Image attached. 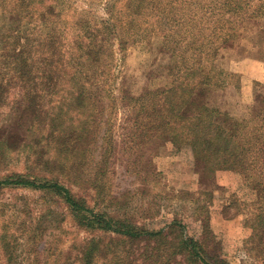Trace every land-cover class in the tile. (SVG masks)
Returning a JSON list of instances; mask_svg holds the SVG:
<instances>
[{
    "label": "rangeland",
    "instance_id": "rangeland-1",
    "mask_svg": "<svg viewBox=\"0 0 264 264\" xmlns=\"http://www.w3.org/2000/svg\"><path fill=\"white\" fill-rule=\"evenodd\" d=\"M63 55L68 74L84 56L79 71L99 102L94 135L71 153L74 196L142 231L181 222L200 264H264V224L253 231L252 221L264 216V152L252 162L264 148V0H0V182L59 174L42 134L74 85L61 78ZM62 117L61 129L84 130L81 113L66 105ZM191 120L210 148L186 144ZM75 218L56 195L0 184V264H76L91 240L96 264H111L98 255L118 240ZM158 241H125L126 264L178 251L179 231ZM180 253L167 264H191Z\"/></svg>",
    "mask_w": 264,
    "mask_h": 264
},
{
    "label": "trees",
    "instance_id": "trees-1",
    "mask_svg": "<svg viewBox=\"0 0 264 264\" xmlns=\"http://www.w3.org/2000/svg\"><path fill=\"white\" fill-rule=\"evenodd\" d=\"M96 52V51H95ZM90 53V52H88ZM65 55H63L62 62L60 64V72H61V78H65V76L69 73V68L65 65L64 61ZM84 56L81 55L80 59L81 61L76 57L74 59V65H76V70L74 73L68 74V82L69 84H74L71 88L72 91L70 92V100L66 99L67 95H62L61 98L57 101H55V104L53 105L52 109V117L50 118L51 126L45 125L46 131L44 132L45 135L42 138H44V141H50L55 142V149H56V162L57 166L56 169L59 174L55 175L53 179L49 180V178H40L38 176L30 175L27 177H19L16 180H4L0 182L6 183V184H18L23 186H33L37 189L44 190L47 193H50L51 195L58 196L63 203L66 204L68 210L75 215V221L78 225L84 226L86 230H89L91 232L95 233H104L107 234L109 237L113 239H117L119 247L117 245L113 247L112 245H106L107 251L105 253H100L98 255L103 258V260H108L109 263L112 260L111 264H122L123 262L126 264L129 262L128 258L129 255H127L128 251L123 247L124 243L127 241L131 242L134 239L143 237L144 239H155L159 240L161 239H167L170 231H179V250L169 253H162V251L165 250V248H162L158 252H152L149 253H139V256H141L144 260L148 261L150 263L154 262L153 264H167V260H170L171 256L172 259L176 257L178 252H181L180 254H183L185 258L188 260L190 259L191 264H200L202 263L201 260V252L197 248H195V244L190 241L185 235H182V225L181 222H171L170 227L167 229H161L158 232H147L142 231L131 224H127L124 220H119L118 217L108 215L105 211H98L95 209H90L84 206L81 199L74 196L72 193L71 185L76 184V177H74V173L79 172V166L80 164H77L78 160H75L72 156V152L76 149H81L82 147L78 148V145H83L84 143H89L91 140L92 135H94V132L96 130L90 129L91 121L94 123V119L96 118V112L97 106L99 102L97 100H93V93L91 92V89L94 88V83L88 84L87 81H89V78L87 75H81L79 69L82 68V60ZM96 58V57H94ZM18 75L20 78L27 79L30 78V72L27 68V65H21L18 67ZM26 79V80H27ZM24 79V81H26ZM75 80V82H74ZM45 82H50L48 79H45ZM24 83V82H23ZM99 83L96 84V87ZM71 90V89H70ZM52 98V97H51ZM68 106L69 108L74 109L76 113H81L83 117L85 118V124L81 132L77 133V135L74 133L73 130H71L69 127L64 129H61L63 127V124L65 122H68V119L62 117V113L65 110V106ZM182 105V104H181ZM206 111L209 109L206 107ZM175 111V108L173 109V112ZM37 112V111H36ZM180 107L177 108V113L179 114ZM102 113V111H101ZM183 118V117H181ZM201 117L200 115H196L195 121H200ZM169 120V119H166ZM163 121L162 126L168 127L169 121ZM194 120H191L189 123L188 130L190 132H187L184 135L186 144H188L191 147H196L197 145H205L207 148H210L212 145V141L205 140L203 141L199 137L196 136V123ZM186 122V119L184 120ZM211 125L214 128V131L216 134H218L222 128L218 127L217 125ZM141 125H138L136 122H134V127ZM211 126V127H212ZM149 124L142 126V128H148ZM66 128V129H65ZM90 130V131H88ZM260 135L256 136V139H258ZM220 138V133H219ZM222 138H225L222 136ZM257 143V141H255ZM102 143H99V146L102 147ZM224 147L222 148V151L224 154H228V146H229V140L225 139L223 143ZM86 148L84 151H82V158L86 159L89 154H86ZM254 155L253 158V164L255 167H259L260 165V153L264 152V148L253 150L252 151ZM196 154V152H194ZM264 157V155H263ZM99 160H96V162ZM81 162V161H80ZM58 177L64 178V182L58 180ZM70 185V186H68ZM258 191L260 193H263V189H259L261 187L260 183L257 184ZM260 212L256 213L255 217L252 221L256 224V226L253 228V231L257 229L258 226H262L264 224V216H261L259 214ZM264 215V214H262ZM111 234V235H109ZM254 235V234H253ZM256 237H264V229L259 232L255 233ZM31 237V236H29ZM34 238V237H33ZM32 239V238H30ZM260 239V238H259ZM126 241V242H125ZM93 242L92 244H89L88 246L84 247L82 249V252L78 255V258H75L76 264H96L95 258L97 257L95 251L98 246L97 241L91 240L89 243ZM161 242V241H158ZM157 242V243H158ZM193 243V244H191ZM111 248V250H110ZM259 249V248H258ZM8 251H6L7 253ZM162 253V254H161ZM168 254V255H167ZM23 259V258H22ZM11 260V257H9V262ZM99 260V259H98ZM22 263V262H21ZM103 264V263H102Z\"/></svg>",
    "mask_w": 264,
    "mask_h": 264
}]
</instances>
